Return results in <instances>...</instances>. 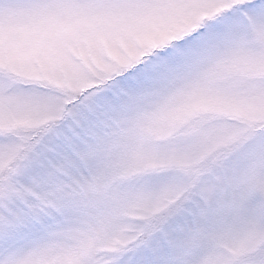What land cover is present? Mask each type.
Wrapping results in <instances>:
<instances>
[{"label": "snow or ice", "instance_id": "1", "mask_svg": "<svg viewBox=\"0 0 264 264\" xmlns=\"http://www.w3.org/2000/svg\"><path fill=\"white\" fill-rule=\"evenodd\" d=\"M0 264H264V0H0Z\"/></svg>", "mask_w": 264, "mask_h": 264}]
</instances>
